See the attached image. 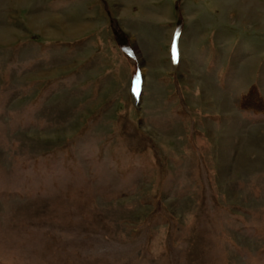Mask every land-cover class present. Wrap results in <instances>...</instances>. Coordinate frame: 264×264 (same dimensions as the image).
I'll return each mask as SVG.
<instances>
[{"label": "rangeland", "instance_id": "1", "mask_svg": "<svg viewBox=\"0 0 264 264\" xmlns=\"http://www.w3.org/2000/svg\"><path fill=\"white\" fill-rule=\"evenodd\" d=\"M0 264H264V0H0Z\"/></svg>", "mask_w": 264, "mask_h": 264}, {"label": "bare ground", "instance_id": "2", "mask_svg": "<svg viewBox=\"0 0 264 264\" xmlns=\"http://www.w3.org/2000/svg\"><path fill=\"white\" fill-rule=\"evenodd\" d=\"M56 21H57L58 23H61V24H62V22L60 21V19L57 18ZM34 22H35V23H32V25L35 24L36 27H40V26L42 25V21H39V20H38V21H34ZM33 26H34V25H33ZM1 35H2V34H1Z\"/></svg>", "mask_w": 264, "mask_h": 264}, {"label": "trees", "instance_id": "3", "mask_svg": "<svg viewBox=\"0 0 264 264\" xmlns=\"http://www.w3.org/2000/svg\"><path fill=\"white\" fill-rule=\"evenodd\" d=\"M178 20V19H177ZM178 25L180 26L181 25V19L178 20ZM178 26V27H179Z\"/></svg>", "mask_w": 264, "mask_h": 264}]
</instances>
